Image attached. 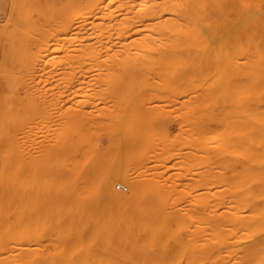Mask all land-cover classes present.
I'll return each instance as SVG.
<instances>
[{"label":"bare ground","instance_id":"6f19581e","mask_svg":"<svg viewBox=\"0 0 264 264\" xmlns=\"http://www.w3.org/2000/svg\"><path fill=\"white\" fill-rule=\"evenodd\" d=\"M250 1L264 12L261 0ZM76 5L72 16L59 12L51 19L53 26L9 30L10 69L25 81L22 98L18 92L23 156L15 150L23 166L18 194L23 237L16 234V243L6 235L9 246L0 247V264H202L203 243L215 248L218 237L216 193L210 189L217 179L210 174L221 155L245 154L251 142L232 135L230 104H221L216 91L220 76L204 73L196 58L182 57L180 44L191 38L200 43L203 28L196 20L209 26L215 43L218 24L228 16L225 0H79ZM152 108L179 118L170 137L163 139L165 122L156 129L147 119ZM14 137L16 149L20 143ZM122 149L131 168L120 166ZM172 156L176 161L168 166ZM233 160L221 164L228 167ZM79 169L90 176L102 173L104 200L93 196V187H81L83 182L78 181L80 190L71 188ZM224 180L234 197L246 182ZM115 181L124 183L125 194L114 192ZM250 205L260 212L249 216L258 212L264 222V194L252 197ZM242 237L248 238L247 249L231 263L264 264V232ZM10 241L17 245L10 247Z\"/></svg>","mask_w":264,"mask_h":264},{"label":"rangeland","instance_id":"374dc122","mask_svg":"<svg viewBox=\"0 0 264 264\" xmlns=\"http://www.w3.org/2000/svg\"><path fill=\"white\" fill-rule=\"evenodd\" d=\"M76 1L79 0H0V42H1L0 43V61H1L0 62V142H1L0 148L2 149V150L0 149V153H2L0 155L3 156L2 158L0 156V215H1L0 220L4 218V220H2L1 222V224H3V227L0 229V240L3 241V242L0 241L1 242L0 247L6 246L5 245L6 242H4V240L8 241L7 236L10 237V234L12 236L13 241L14 242L17 241L16 243L20 242L19 241L20 238L18 239V236L16 237V234H18L19 237L21 238L23 237L21 232L22 224H23L22 223L23 208L21 201L22 196H20L22 195L21 193L22 190L19 192V189H22V187H20V184L23 185L22 184L23 166L22 164H20L22 163V159L19 161L18 158H19V153L21 155L24 154L23 135H21L23 134V126H22L23 106L20 105L23 104L21 98H22L23 90L25 89V87L23 86L25 84V81L21 73L17 71L12 73L10 69L11 65H10L9 54H10V38H11L10 36H12L11 32L13 31L14 28H18V27H26L29 29L28 26L31 27V25H32L31 29H35L36 31L37 28L36 24L38 23L43 25L42 27H45L47 25L53 26L54 25L53 23H55L54 18H56L59 12H65L68 16H72L73 10L77 6ZM261 2H262V6H264V0H261ZM225 5L226 8H228L227 9L228 16L223 21V23H221V25L218 24L217 30L219 36L215 43H213L212 40L210 39L209 26H206L203 23L202 25L198 24L200 22L196 20V24L198 28L199 29L203 28L202 29L203 32L200 29L203 36L200 39V43H198L199 45L197 44L196 40H191L192 38L189 40L190 43L189 42L186 43L188 45L180 44L181 46L184 47L183 54H181L182 57H185L190 60L196 58L195 60H198L199 64L202 67V71L204 73L218 74L220 76L216 85L217 86L216 89L218 90L216 91L219 92V100L220 103L222 102L221 104H223L224 106L225 105L229 106L230 104L231 115H232L231 117L233 122L231 128L232 135L235 138L246 137L251 142L249 151L245 152V154L241 152V154L238 153L235 154L236 156L231 154L221 155L218 158L219 159V163L217 162L218 165L215 164L217 166L216 168L214 165V168L216 170L215 169L212 170L213 173L215 170L214 173L215 175L210 174L212 175L211 177H213L214 180L217 179L216 185L210 189L211 192L216 193L217 205L215 209L217 210H215L216 211L215 213L218 224V229H217L218 237L214 245L215 248H212L210 246L209 248L206 244L203 243L202 249L205 250V254H203L202 264H238V263H231L232 259L234 258L235 260L237 258L236 256L241 254L242 250L245 249L246 248L245 246L248 244L245 243V241L248 239L246 237L248 236L244 237L243 240H241V237L245 236L247 232L250 233L264 232V229H262L264 228V222H262L260 220L261 218H259L258 216V212H260V210L258 209L256 210V208L253 209L252 206L250 205V200L252 199V197L256 195L264 194V185L255 184V183L253 184V182L256 181L257 182L259 181V183H264L261 182L264 181V150L261 151V149L260 150L258 149L264 147V143H262V141H264V14L262 13L264 12H260V11L258 12L251 4L250 0H232V2L231 0H225ZM14 7L16 8L18 14L15 12ZM19 7H21L22 9ZM10 21L15 22L14 26L10 25L13 23ZM31 21L34 23V25ZM29 22L31 24H29ZM50 22L51 24H48ZM40 24L38 26H40ZM199 25H201V27H199ZM34 26L36 28H34ZM35 31L33 30V33H35ZM174 44L175 42H172L169 45L174 46ZM212 60L215 61V64H212ZM6 64L7 65L9 64L10 66L8 65L7 67ZM2 68H5V70ZM20 84L22 85V87H19L21 86ZM30 84H33V86H37L36 88H40L41 86L40 83L37 81L36 82L33 81ZM8 91L10 93H8ZM18 92L19 94L21 93L20 95L21 98H19L20 96L18 95ZM19 99L20 102H18ZM221 104H219L218 102L217 105L219 108H221L220 107L222 106ZM13 109H17L18 111L16 112L18 113L19 116L16 117V119L15 116H17V113H15ZM221 109L219 111H221ZM151 110L152 111L145 113V115L149 120V122L151 123V125L153 126V128L158 129L159 128L158 125L160 122L166 123L167 129L161 131L162 135L164 136L163 139H166L168 136L170 137L172 134L176 132L177 123L178 121H180L178 117H176L173 114H169L166 111H159L157 108H152ZM19 112L21 115L19 114ZM140 114L141 115L143 114V110L140 112ZM133 119L136 118H132L130 120L132 125L135 123V120ZM18 120L19 121L21 120L22 122H19ZM16 124H18V126L20 125L18 128L19 134L16 133L18 132L17 129L18 126L15 127ZM221 124L222 123L219 121V125ZM10 126L12 127L13 131H15V129L17 130L10 134V131H12ZM20 128H22V130H20ZM13 133L17 134L18 136L21 135L22 137L19 136L21 139L18 138L17 135H14ZM3 136H5L6 138H4ZM13 136H16V139H18L16 140V142L18 141V144L20 143L19 147L16 149H14V147L17 144L14 143L15 137L13 138ZM106 136L107 133L105 131H101V138L103 140H105ZM12 139L14 141H12ZM102 142H106V141H102ZM255 148H257V150H255ZM15 150L19 151V153L15 152ZM122 153L120 158V166L122 168H126L133 161L131 162L132 159L130 160L127 156L124 155L123 149H122ZM170 153L168 156H170ZM233 153H235V151ZM122 155L124 156L122 157ZM168 158L170 159L173 158L174 160L176 159L175 156ZM227 158H234L235 161L233 160L234 163L232 162L233 164L229 165L228 167H224L223 164H221V161ZM170 159H168L167 160L168 162H166L168 166L172 165V162L176 161ZM16 162L17 165L19 163V167L21 166L20 168L16 166ZM152 162L153 160L151 161L150 164L151 166L155 164V161L153 162V164ZM131 166L129 167L131 168ZM163 168H164L163 166H159L158 170L162 171ZM137 169L139 170V168H134L135 173L138 172ZM80 170L81 169H79V171H75L76 173L74 172L73 175L75 176H73V180L71 182L72 184L71 188L74 189L79 188L78 190H80V186L86 187L88 185L87 187L90 188L93 187L92 188L93 196L96 199L104 200L106 197L100 182L103 176L102 173L98 172L90 176L88 174H83L82 173L83 170L82 171ZM165 172H166L165 174L169 173L167 174V176L169 175L168 177L172 176L171 175L172 172L171 173L167 171ZM206 175L208 174L205 170L203 173L204 183L207 182ZM226 176H228V178H231L232 180L239 178L246 180L244 184L245 186H243L242 189H239V192L237 193V197L233 196L232 193L233 188H230L228 185L225 184L226 179L224 180V177ZM78 181L79 184L83 182V184H80L79 187H78ZM87 181L88 183H86ZM90 183H92V185H90ZM117 185H122L125 188L123 182L115 181L112 183V189L114 190V192L118 194H125L127 192L126 188L125 190H121L117 188ZM207 191H209V186L206 183L204 192L207 193ZM19 193L20 195H18ZM236 199H242L240 201L241 202L243 201V203L241 202L236 203L235 202L237 201ZM254 210L258 212L255 213V215L253 213L251 214V216H249V213H252V211ZM4 221L6 222L5 224ZM9 244H11L10 247L11 246L15 247L17 245L16 244L14 246L12 241H10ZM207 248L210 250L214 249V251L212 250L211 252H208ZM152 249H154L153 246ZM212 260H214L213 263L211 262Z\"/></svg>","mask_w":264,"mask_h":264},{"label":"built area","instance_id":"2783aa9c","mask_svg":"<svg viewBox=\"0 0 264 264\" xmlns=\"http://www.w3.org/2000/svg\"><path fill=\"white\" fill-rule=\"evenodd\" d=\"M117 188H119L121 190H125V188L122 185H117Z\"/></svg>","mask_w":264,"mask_h":264}]
</instances>
